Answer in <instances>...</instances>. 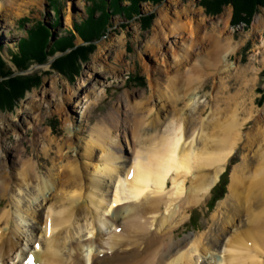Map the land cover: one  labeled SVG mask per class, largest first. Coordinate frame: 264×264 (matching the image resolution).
Wrapping results in <instances>:
<instances>
[{
  "label": "bare ground",
  "instance_id": "1",
  "mask_svg": "<svg viewBox=\"0 0 264 264\" xmlns=\"http://www.w3.org/2000/svg\"><path fill=\"white\" fill-rule=\"evenodd\" d=\"M8 3L9 0L5 3L0 0L1 14L7 12ZM190 12H183L186 20L182 14L172 20L171 33L185 38L187 34L190 41L184 43L181 55L172 56V63H165V69L160 70L163 79L159 77L150 84V93L133 95L141 101L132 102V95L125 92L120 102L127 107L126 113L114 106L108 117L92 129L91 141L85 147H78L76 155L72 153L77 133L68 131L69 136L55 142L48 140L46 133L40 135L38 130L35 136L46 142L43 152L54 155L49 170L25 160L26 151L18 146L15 149L18 159L9 161L12 167L0 160V261L3 264H7L8 254L22 251L19 222L26 220L21 219L22 214L34 217L38 224L27 239L36 241L40 247V251L29 252L36 263L264 264V123L261 120H256L248 135L245 145L248 153L232 171L229 192L213 216L215 231L183 237L179 233L190 220L192 210L212 199L213 187L221 182L224 170L226 173L228 169L227 160L234 149L231 139L242 125L235 110L231 118L223 117L222 102L227 92L222 77L218 78L221 85L212 106L209 97L201 106L202 101L194 96L203 91L204 86L199 84L204 79L220 76L221 67L234 54L235 47L226 33L232 30L230 26L223 31L218 25H213L211 32L208 27L203 30L192 22ZM160 37V33L152 36L146 48L156 50ZM119 40L121 45L122 39ZM262 43L264 48V40ZM89 68L95 74H102L96 64ZM231 70L238 76L249 71L237 67L228 71ZM156 71L158 75L159 70ZM93 78L94 82L83 91L99 83L96 76ZM186 108L192 110L187 112ZM209 108L210 115L205 117ZM26 119L27 116L15 126L21 127ZM122 138L133 160L127 159ZM30 140L34 145L36 139ZM96 151H100L98 157ZM10 154L13 156L9 152L7 157ZM95 158L98 163L91 165ZM207 169L212 172L205 174ZM43 172L45 176L41 175ZM13 186L27 188V203L21 204L15 197L10 190ZM33 202L39 203L41 212L32 208ZM113 227L120 228L121 233L110 235L106 246H100L104 240L102 231ZM101 252L105 253L101 255ZM29 253H22L20 261L13 264H27L24 260Z\"/></svg>",
  "mask_w": 264,
  "mask_h": 264
},
{
  "label": "rangeland",
  "instance_id": "2",
  "mask_svg": "<svg viewBox=\"0 0 264 264\" xmlns=\"http://www.w3.org/2000/svg\"><path fill=\"white\" fill-rule=\"evenodd\" d=\"M1 1L5 3L8 0ZM205 1L9 0L7 12L4 15L0 12V74L5 72L0 77V90L6 89L12 78H18L23 81L25 91L20 97L17 93V97L12 93V96L9 94L11 99L0 98L2 164L8 168L13 166L9 161L18 159L15 155L18 146L26 151L25 160L37 162L43 166L44 171L49 170L54 155L43 152L46 142L35 136L38 130L40 135L46 133L47 139L55 142L69 136L68 131L77 133L75 150L72 153L76 155L81 146L85 147L91 141L92 129L108 117L114 106L126 113L127 107L120 102L125 92L132 95L133 102L136 100L133 95L138 96L144 91L150 93V84L159 77L163 79L160 70L165 69V63H172L175 54H182L184 43L190 41L187 34L185 38L171 33L172 20L178 19L179 14L186 20L183 12L190 10L192 22L197 26L201 25L203 30L208 27L211 32V27L218 25L219 30L223 31L230 26L232 32L226 30V33L235 47L234 54L228 58L226 65L221 67L220 76L210 75L204 79L206 82L199 84L204 86L203 91L194 94L202 101L201 106L206 97H209V105L212 106L214 96L221 85L218 78L222 77L225 85L223 88L225 87L227 92L222 102L225 111L223 117L231 118L235 110L238 122L242 124L231 139L234 149L227 160L228 172L225 174L224 170L223 182L213 189L215 193L212 191L210 196L213 199L218 193H222L214 203L212 199H206L204 203L197 205L191 212L190 220L179 229L181 237L210 234L215 231L217 225L213 216L229 192L232 171L241 164L243 156L248 153L245 147L247 137L256 126L257 119L264 123V6L259 5L260 2L264 3V0H237V10L227 0L219 3L207 0L210 3L209 9L204 5ZM240 19L245 21L240 22ZM157 33L161 34L160 46L156 48L158 52L153 49V53V50L146 48L147 40ZM119 39H122L121 45ZM69 56H72V61L66 62L65 58ZM3 63L8 69L4 68ZM93 64L99 67L98 72L102 74H95L93 69L89 68ZM235 67L241 71H249L243 76H238L234 70L228 71ZM104 71L106 73H103ZM93 76H96L99 83H94L91 90L83 91L89 83L94 82ZM8 89L6 90L10 92ZM136 101H141L140 97ZM186 109L187 112L192 110ZM210 112L211 108L205 117L209 116ZM25 115L26 122L24 121L21 127L15 126L24 120ZM5 128H8L6 132ZM30 138L36 139L34 145ZM120 142L122 147L127 149L128 159L132 156L131 150L123 138ZM9 152H12L13 156L10 154L8 158ZM99 152L96 151L97 157ZM92 161L94 162H91V165L98 163L97 158ZM86 162L90 164L89 160ZM211 172L212 169H207L205 174ZM41 175L46 174L43 172ZM22 188L13 186L10 190L21 204H25L28 200L25 195L27 188ZM21 189L22 194L19 193ZM41 200L42 198L39 202ZM9 207L12 209V206ZM32 208L37 209L38 213L42 211L39 203L33 202ZM21 219H26L19 222L22 251L8 254V260L5 261L7 264L20 261L22 253L27 255V252L35 248L40 251V247L34 245L36 241L27 240L31 233L34 234L33 231L38 226L37 221L34 217H24V214ZM45 219L46 216L43 224ZM119 229L117 231L113 227L110 231H102L104 240L100 246H106L110 235L121 233ZM85 237L87 238V235L84 239ZM103 253L105 252L100 254ZM209 257L213 258L208 255ZM3 263L0 261V264Z\"/></svg>",
  "mask_w": 264,
  "mask_h": 264
},
{
  "label": "trees",
  "instance_id": "3",
  "mask_svg": "<svg viewBox=\"0 0 264 264\" xmlns=\"http://www.w3.org/2000/svg\"><path fill=\"white\" fill-rule=\"evenodd\" d=\"M220 1H222V0H215L214 2H216V3H219ZM235 1H237V0H227V2H229V4H233L234 5V7L236 8V7H238V5H237V3H239V2H237V3H235ZM227 2H225V3H227ZM244 3V2H243ZM249 3V2H248ZM210 3H208L207 2V0L204 2V5L206 6V8H208V6H210L209 5ZM244 4H246V3H244ZM241 5H243L242 3H241ZM259 5H262V6H264V3L263 2H260V4ZM248 6H249V4H248ZM209 9V8H208ZM236 10H237V8H236ZM247 12V11H246ZM245 12V13H246ZM238 13V12H237ZM239 14V13H238ZM248 15H249V17H250V12L248 13ZM251 16H252V13H251ZM240 22H243V21H245V20H239ZM40 30V29H39ZM40 32V31H39ZM38 35H40L39 33H38ZM67 59V60H66ZM65 60H66V62H71L72 61V56H69V57H66L65 58ZM62 61V60H61ZM59 62V61H58ZM1 63L2 62H0V67H1ZM4 64V63H3ZM4 66V68H6V69H8L7 67H5V64L3 65ZM4 70V69H3ZM2 74H0V77H2L3 76V74L5 73V72H1ZM6 83V82H5ZM22 83H23V81L22 80H20V79H18V78H12L11 80H10V82L8 83V87H6V89H8L10 92H8L6 89H2V90H0V98H2V100H7V98H10L11 99V97H9V94L11 95L12 93V95L13 96H16V93H17V96H21L23 93H24V91L25 90H23L24 89V87H23V85H22ZM24 84V83H23ZM5 90V91H4ZM11 95V96H12ZM16 96V97H17ZM9 99V100H10ZM1 100V101H2ZM229 169V168H228ZM227 169V170H228ZM228 172V171H227ZM226 172V173H227ZM225 173V174H226ZM224 174V175H225ZM223 182V177H222V179H221V182L218 184V185H220L221 183ZM217 185V186H218ZM215 193V191H213V194ZM222 193V192H221ZM221 193H218L217 195H216V197L215 198H213L212 199V203H214V202H216V201H218V198H220V196H221Z\"/></svg>",
  "mask_w": 264,
  "mask_h": 264
},
{
  "label": "snow or ice",
  "instance_id": "4",
  "mask_svg": "<svg viewBox=\"0 0 264 264\" xmlns=\"http://www.w3.org/2000/svg\"><path fill=\"white\" fill-rule=\"evenodd\" d=\"M37 247H39V245H37ZM29 261H31V258H29Z\"/></svg>",
  "mask_w": 264,
  "mask_h": 264
}]
</instances>
